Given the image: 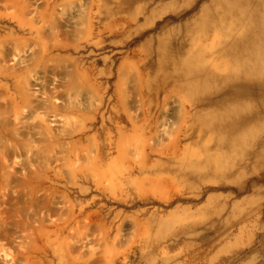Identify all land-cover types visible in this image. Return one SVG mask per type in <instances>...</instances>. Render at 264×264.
<instances>
[{
    "label": "rangeland",
    "instance_id": "obj_1",
    "mask_svg": "<svg viewBox=\"0 0 264 264\" xmlns=\"http://www.w3.org/2000/svg\"><path fill=\"white\" fill-rule=\"evenodd\" d=\"M205 1L0 0V264H264V110L229 151L158 72Z\"/></svg>",
    "mask_w": 264,
    "mask_h": 264
},
{
    "label": "bare ground",
    "instance_id": "obj_2",
    "mask_svg": "<svg viewBox=\"0 0 264 264\" xmlns=\"http://www.w3.org/2000/svg\"><path fill=\"white\" fill-rule=\"evenodd\" d=\"M195 1L187 0L185 8L196 7ZM198 8L200 14L188 29L189 50L170 38L159 40L158 72L163 83L172 82L187 93L190 105L208 106L205 96L222 90L204 118L211 119L217 134L226 136L220 138L222 146L237 150L254 135L252 128L245 129L247 124L261 121L255 114L264 110V0H207ZM178 222L173 216L162 228ZM179 233L194 231L187 227L174 236Z\"/></svg>",
    "mask_w": 264,
    "mask_h": 264
}]
</instances>
